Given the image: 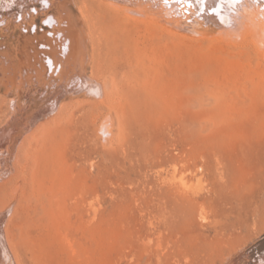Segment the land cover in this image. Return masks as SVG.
I'll use <instances>...</instances> for the list:
<instances>
[{
  "label": "rangeland",
  "instance_id": "rangeland-1",
  "mask_svg": "<svg viewBox=\"0 0 264 264\" xmlns=\"http://www.w3.org/2000/svg\"><path fill=\"white\" fill-rule=\"evenodd\" d=\"M124 1L0 0L1 58L19 23L51 56L66 9L78 31L100 35L114 8L137 27L120 42L133 70L107 102L65 91L52 102L49 67L17 88L0 80V204L33 217L15 241L21 261L38 264L34 250L48 264H264V25L253 23L264 0L167 5L157 48ZM4 231L0 218L3 246Z\"/></svg>",
  "mask_w": 264,
  "mask_h": 264
},
{
  "label": "bare ground",
  "instance_id": "bare-ground-1",
  "mask_svg": "<svg viewBox=\"0 0 264 264\" xmlns=\"http://www.w3.org/2000/svg\"><path fill=\"white\" fill-rule=\"evenodd\" d=\"M125 1H127L132 5L134 4L133 9L136 10L137 13L141 14L142 19L148 20L145 21L147 23L146 25L151 26L154 29V33L149 37V45H151L152 48L159 47L160 36L157 33L156 27L158 26V24H156L155 20L156 19L159 20V16H161L159 15V13L161 10H163L162 8L165 7L168 10H170V8H168L167 5H170L172 7L173 6L179 7L180 6V3L178 2L179 0H125ZM163 1H165L167 4H164ZM190 1L198 4L201 7H206V6H208V8L212 7L214 10L217 11L220 8L223 0H204L203 3L198 2V0H190ZM230 1L234 2L237 5V1L235 0H230ZM60 7L63 8L64 5ZM246 7H248V5ZM63 11L65 14L63 16L62 21L61 22L59 21V23L56 26H54V30L56 33H58V35H60L59 40L61 41L59 44V48L58 49L55 48L54 50H52L51 56L46 55L45 50L42 49L43 45H40L42 43L38 41L34 32L32 36H28L26 33L23 32V30L29 28L28 25L22 26L20 23L17 26L15 25L17 28L16 30L17 34L15 35V32L12 31V33L15 35L14 40L12 39L10 42V44L12 45V51L10 54L3 55L4 57L2 58L0 57V80L3 78L6 81H8L11 78V81L13 82L12 85L15 86L16 85L15 83L23 82L26 79L28 80L32 75L37 76L39 78L40 77L43 78L44 72L49 67L51 72L55 73V75L57 76L56 83L58 86L57 89L58 91L55 93L52 102L56 100L58 96H60L61 94L62 95L64 93L78 94L82 92L92 93L93 97L103 96V103L107 102L109 100V94L113 92V87L115 86V84H117L118 81H123L126 78H128L130 72L133 70L132 68L133 64L130 62L128 55L123 54L120 42H123L125 40V35H127L126 32L128 31V27H131L130 25H132V28L134 30L137 27L135 26L134 23L130 24L127 22L126 19H124L125 17L121 15L122 10L114 8L111 9L109 12H107L109 13L107 15L109 22L107 23L106 29L100 35L98 34L99 33V29H98V32H96V35H94L91 29H89L88 32L82 29L80 31L76 30V28H74L73 17H71L69 10L66 9ZM182 11L184 10L182 9ZM223 15L224 14L221 15V18ZM250 18L252 20V15ZM253 18L256 17L253 16ZM256 20L257 19L255 20L253 19V23L254 24L257 23V26L259 25V27L262 29L264 25L263 21L260 19L258 20L259 22H257ZM173 21L172 23L175 22ZM249 22L251 23L252 21ZM122 23L124 24L122 25ZM30 27H34L33 21ZM32 31L34 30L32 29ZM20 43L21 45H19ZM7 62H11L10 64L12 66L9 67L8 64H6ZM100 68L103 69L100 73L103 76V80L101 79L102 81H100L101 83L103 82L101 84L103 86L102 93L100 92V89L98 87L99 81L98 82L96 81V77L98 76L96 75V73L99 71ZM8 84L9 83H6L5 86L7 87ZM17 149L20 148L18 147ZM27 178L29 177L27 176ZM29 179H30L29 182L26 180L25 182H28L30 185H33L35 181L34 177L31 176V178ZM13 180L14 177L11 181ZM15 185L17 186L18 182ZM21 186H23V190H24V185H20V187ZM27 186L25 185V187ZM14 188L12 187V189ZM28 188H30V186ZM21 203L22 202H20L19 204ZM11 205L13 204L10 203L3 205L0 204V212L2 213V216H0L1 223L3 224L4 222V229H6L11 236V238H8V236L5 234L4 231L5 245L3 246L2 243L0 242V264H24L21 261V258L15 248V241L20 240V236L22 233L21 225L23 224V222H28L29 220H32L33 217L32 214L24 215V213L22 212L23 216L19 218H15V215L17 214L15 206L14 208L10 209L8 214H4V210L7 207H11ZM22 208H26V206L23 205ZM23 210L24 212H26L27 209H23ZM10 223L12 225L11 228L9 227ZM39 244L42 243L38 241L36 243V247H38ZM38 254H40V256H38ZM31 255L38 264H48L46 262V259H44V256L41 253L31 250Z\"/></svg>",
  "mask_w": 264,
  "mask_h": 264
},
{
  "label": "snow or ice",
  "instance_id": "snow-or-ice-1",
  "mask_svg": "<svg viewBox=\"0 0 264 264\" xmlns=\"http://www.w3.org/2000/svg\"><path fill=\"white\" fill-rule=\"evenodd\" d=\"M198 2H201V3H203V2H204V0H198Z\"/></svg>",
  "mask_w": 264,
  "mask_h": 264
}]
</instances>
